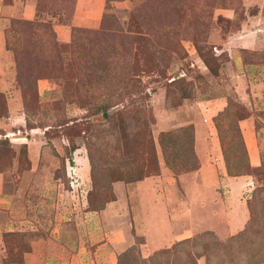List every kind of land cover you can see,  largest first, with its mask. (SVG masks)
Returning a JSON list of instances; mask_svg holds the SVG:
<instances>
[{
    "label": "rangeland",
    "instance_id": "374dc122",
    "mask_svg": "<svg viewBox=\"0 0 264 264\" xmlns=\"http://www.w3.org/2000/svg\"><path fill=\"white\" fill-rule=\"evenodd\" d=\"M76 11L77 0H0V264H60L80 239L98 241L81 236L83 222L99 232L97 215L121 188L103 235L122 242L109 264H264V153L250 165L237 125L253 112L264 132V0H105L95 14ZM219 95L227 110L211 123L228 171L251 179L240 197L248 219L226 226L203 197L193 209L202 229L148 251L146 236L157 245L169 217L148 201L138 211L134 184L162 165L175 178L197 167L191 119Z\"/></svg>",
    "mask_w": 264,
    "mask_h": 264
},
{
    "label": "crops",
    "instance_id": "0c3cea01",
    "mask_svg": "<svg viewBox=\"0 0 264 264\" xmlns=\"http://www.w3.org/2000/svg\"><path fill=\"white\" fill-rule=\"evenodd\" d=\"M77 4L79 12L76 11V14H89L88 10H91V13L95 14L104 8L105 0H77ZM86 22L88 23L89 20L85 16L79 20V23ZM237 63H233L235 69ZM259 101L264 103V94L261 95ZM201 103L203 104V110L201 112L196 111L191 119L194 122L193 125H195L193 148L197 158V167L175 178L171 176V170L162 165L160 173L157 176L137 181L134 184L133 198H137L140 202H138V211H142L144 204L148 201L155 203L156 208L166 211L169 217V229L165 227L161 232V228L155 234L154 238H157L155 240L157 245L152 246L153 240L150 239L149 235L146 236L148 251L165 247L173 241L188 237L202 229L201 226H197V222L200 219L197 215L193 214V209L201 205V210H204L202 205L204 204L203 197L208 201L212 200L213 204L216 201V204L220 205L223 218H225L223 222L226 226H229L238 217L235 221L237 224L239 222V228H242L248 219L245 201L241 200L240 197L247 189L251 179L249 175H235L228 172L221 144L216 133V126L213 122V124L211 123V118L214 115L218 116L227 110V97L219 95ZM254 116L253 112H249V115L237 120L245 146V153L251 166L259 165L261 155L264 153V132L257 133ZM259 129L264 131V128L260 127ZM115 187L117 191L119 188L118 184ZM122 191L123 189L121 188L120 192H116L117 200L107 204V211L101 210L97 215L101 224L99 232L90 229V225H85L86 223L83 222L81 236L86 235L89 239L98 238L99 240L86 243L85 240L80 239L82 246L79 247V251L72 256L67 255V260L61 261L60 264H109V258L112 255H116L122 246V242L118 240L109 242V237L105 238L108 236L107 216L109 217L108 212L110 209H116L115 212L117 214L122 211L120 202ZM199 193L210 194L211 198H207V195L200 196L198 195ZM124 195H126V191ZM231 195L237 198V206L240 209L239 215H236V213L230 214L229 212L231 207L228 204H231L229 201ZM149 217L152 218V215ZM151 218L148 220L150 221ZM154 218L152 219L154 220ZM138 219L139 224L136 227V231H140L145 235L148 234L146 224L144 225L143 222L144 217L142 213L138 216ZM121 228L124 229V227ZM166 231H168V236L164 239ZM54 249L55 251L52 249L54 254H62L60 248L55 246ZM61 257L64 259L66 256L62 255Z\"/></svg>",
    "mask_w": 264,
    "mask_h": 264
},
{
    "label": "trees",
    "instance_id": "16d2710c",
    "mask_svg": "<svg viewBox=\"0 0 264 264\" xmlns=\"http://www.w3.org/2000/svg\"><path fill=\"white\" fill-rule=\"evenodd\" d=\"M241 145H242V148H244V150H245V146H244V144H243V141H241ZM194 158L196 159V156H194ZM196 165H197V159H196ZM228 168V167H227ZM228 170V169H227ZM229 172V171H228ZM230 173V172H229ZM189 239V238H188Z\"/></svg>",
    "mask_w": 264,
    "mask_h": 264
}]
</instances>
